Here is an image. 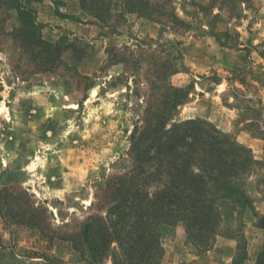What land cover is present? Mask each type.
<instances>
[{
	"label": "rangeland",
	"instance_id": "1",
	"mask_svg": "<svg viewBox=\"0 0 264 264\" xmlns=\"http://www.w3.org/2000/svg\"><path fill=\"white\" fill-rule=\"evenodd\" d=\"M24 1L46 40L79 49L43 70L0 0V264H95L82 228L107 216L106 182L128 163L134 125L172 87L189 92L177 120L211 122L259 164L246 186L252 207L226 212L215 257L179 222L161 226L160 264H241L264 241V0H149L136 11L108 0L104 22L79 0ZM32 215L40 228L22 223ZM119 252L113 242L98 264Z\"/></svg>",
	"mask_w": 264,
	"mask_h": 264
},
{
	"label": "trees",
	"instance_id": "2",
	"mask_svg": "<svg viewBox=\"0 0 264 264\" xmlns=\"http://www.w3.org/2000/svg\"><path fill=\"white\" fill-rule=\"evenodd\" d=\"M15 9L20 26L15 38L43 70L62 63V54L78 51L76 42L46 40L35 9L24 0H2ZM83 10L104 22L108 0H79ZM130 11L150 5L149 0H126ZM139 4V5H138ZM189 97L187 89L170 88L159 105L147 108L130 134L128 163L107 179V216L87 222L81 245L98 264L113 242L120 252L113 264H160L164 255L163 225L183 222L189 242L199 251L212 248L225 214L252 207L246 190L259 161L251 148L204 119L177 120V109ZM150 105V104H149ZM224 209H227L224 210ZM97 222V223H96ZM22 223L40 228L37 219ZM257 227L264 235V216ZM256 264H264V241Z\"/></svg>",
	"mask_w": 264,
	"mask_h": 264
},
{
	"label": "crops",
	"instance_id": "3",
	"mask_svg": "<svg viewBox=\"0 0 264 264\" xmlns=\"http://www.w3.org/2000/svg\"><path fill=\"white\" fill-rule=\"evenodd\" d=\"M220 240H218V242H219ZM217 242V243H218ZM218 245H215V247H213V248H211L210 250H208L207 252V254L208 255H211V257H215L214 255L217 253L216 252V247H217ZM262 246V244L260 245V246H258V248H254V246L253 245H251L249 248H248V250H247V254L245 255V257H243L242 258V261H241V264H256V260H257V256H258V254H259V252H260V250H261V247ZM209 257V256H208ZM215 259L216 258H214V259H210V261H209V263H211V264H214V262H215ZM228 263H229V261H227ZM233 264V263H232Z\"/></svg>",
	"mask_w": 264,
	"mask_h": 264
},
{
	"label": "bare ground",
	"instance_id": "4",
	"mask_svg": "<svg viewBox=\"0 0 264 264\" xmlns=\"http://www.w3.org/2000/svg\"><path fill=\"white\" fill-rule=\"evenodd\" d=\"M3 109H4L3 104L2 105L0 104V111H2Z\"/></svg>",
	"mask_w": 264,
	"mask_h": 264
}]
</instances>
